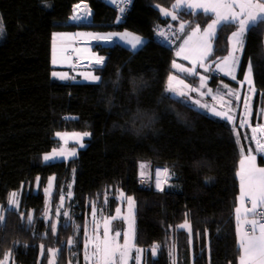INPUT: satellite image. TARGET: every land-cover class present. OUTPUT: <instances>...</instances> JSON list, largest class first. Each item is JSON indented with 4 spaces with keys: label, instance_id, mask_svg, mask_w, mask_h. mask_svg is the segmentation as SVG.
<instances>
[{
    "label": "trees",
    "instance_id": "16d2710c",
    "mask_svg": "<svg viewBox=\"0 0 264 264\" xmlns=\"http://www.w3.org/2000/svg\"><path fill=\"white\" fill-rule=\"evenodd\" d=\"M81 1L92 10L89 23L71 18L73 5ZM174 2L132 0L117 23L118 10L104 0H0L5 29L0 36V206H8L10 193L20 194L19 210L0 228V260L11 253L14 264H49L47 250L60 249L54 264H82L93 203L111 216L123 190L135 201L133 243L146 249L145 264H238L240 150L233 126L165 91L176 47L193 27L203 29L213 17L178 11L185 30L172 44L164 43L154 37L167 19L156 5L170 9ZM234 29L235 24L218 29L207 61L211 67L228 55ZM76 30H128L146 41L135 51L119 42L94 44L96 57H105L104 65L94 68L101 77L97 84L60 80L52 75L53 34ZM263 39L264 28L246 36L237 73L241 77L251 61L262 93ZM59 132L92 135L83 138L85 147L75 146L76 156L44 162L42 156L60 146ZM258 161L264 163L261 156ZM148 162L152 170L172 173L164 191L153 185L136 188L140 165ZM65 210L70 219L63 216ZM20 211L33 214L32 225L21 219ZM186 218L191 236L177 227ZM50 221L57 224L56 235ZM119 224L124 222L117 220ZM154 244L160 246L155 257Z\"/></svg>",
    "mask_w": 264,
    "mask_h": 264
},
{
    "label": "snow or ice",
    "instance_id": "6c2138e0",
    "mask_svg": "<svg viewBox=\"0 0 264 264\" xmlns=\"http://www.w3.org/2000/svg\"><path fill=\"white\" fill-rule=\"evenodd\" d=\"M132 2V0H119V4L117 5V0H111V3L117 5L119 7L120 15L117 16L116 22L119 23L123 14L127 11V6ZM77 9L81 6L78 4L75 6ZM159 9L160 13L164 16H170L172 20H177V10L181 8L190 9L193 14L196 13L197 10H201L205 15L211 13L214 15V19L211 20L210 23L207 24L206 27L201 31V26L196 25L192 29V33L189 35L188 39L185 40L184 44L181 45L180 51L177 52V55H180L181 52L185 50V46L189 44L193 37H196V45H195V58L192 60L191 68H184L181 65H178L173 61V67L180 69L189 75H199L197 72V68H203L205 72L213 71V68L207 65V61L210 59L213 53V40L217 35L218 29L224 24H235L237 25V30L233 31L231 36L229 37L230 51L228 56L223 58H218V61L215 64L216 69L225 73V75H230L232 79H235V66L240 61V53L244 48V41L246 36L250 32H258L261 28H264V0H175L172 3L171 8L161 7L159 4L156 5ZM91 15L88 13H81V15H73L72 19L80 20L82 18L86 19L87 16ZM185 23L181 22L177 31L183 32L185 30ZM171 28V25L168 26ZM4 25L2 18H0V36L4 34ZM61 34H53L54 43H53V60L52 63L56 64V45H55V37ZM157 35L164 37L166 40L169 39L168 33L164 30H158ZM118 38L123 41L126 45L130 46L132 50H136L144 45V40L140 36L133 35L131 33H119L113 32L108 33L106 35L100 36L96 35L93 39L98 42H112L113 38ZM184 59H189L187 55L184 56ZM105 63V57L97 56L94 61V64L97 67H102ZM53 77H59L60 79H67L66 73H52ZM119 75V74H118ZM253 65L252 62L249 61V66L245 72V81L249 85V88L252 91H255L253 87ZM85 79L90 83L97 84L101 82V77L92 73L85 75ZM177 77L173 75H169L168 82L165 91L171 92L177 97H185L187 93L177 87L173 86V81H177ZM208 77L200 76L201 87L204 86V81H206ZM178 83L183 87H189L185 84L183 80H179ZM226 87V86H225ZM191 91H195L196 89H190ZM229 96L237 95L231 91L225 93ZM237 98H239L237 96ZM251 97H245V109H249V101ZM199 104V101H196ZM231 108L229 105L228 111H215L213 114L221 117L222 119H226L231 122L234 117L230 114ZM243 126V124L241 125ZM261 133L264 134V126H257L253 128V133ZM56 135H61L57 133ZM79 138L80 147H85L83 143L84 137H90L92 134L90 132L76 133L74 134ZM255 138V137H254ZM257 151L260 153H264V144L260 143V140H256ZM57 156H64L63 152H59L56 154ZM71 156H76V151L70 153ZM55 157L51 155H44L43 159L45 161L54 159ZM67 159V157H65ZM247 166H245V161H241V171L237 173L240 177L241 184V198L247 197L248 201L251 203V207H245L244 213L245 218L243 222L240 219L241 209L237 207L235 212L237 213V233H238V247L241 251V255L239 257V264H264V167L256 166V156L249 155L247 158ZM144 167L143 165L141 166ZM75 171V170H74ZM164 175L170 176L172 173L168 169L163 170ZM157 177L161 175V170H157ZM141 176H144L145 173L141 171ZM39 180V177L37 178ZM207 182V181H206ZM165 183L167 181L165 180ZM156 187L159 191H164V187L161 182L157 180ZM71 189V185L68 186ZM48 192V189H45ZM19 193L12 192L9 194L8 206H0V228H4L6 226L7 220L10 215L15 214L19 210ZM72 195L71 191L68 192L67 198H70ZM123 196V193H121ZM66 197L61 195V202ZM129 212L135 208V201L132 197H127ZM59 207H57V214L59 213ZM97 209L95 204L92 205V215L95 221V217L97 215ZM119 212V210H118ZM64 217L71 218L70 213L65 211L62 213ZM19 215L22 220L26 219L29 225L33 224L34 216L31 212H23L20 211ZM188 214H186L187 217ZM251 215L253 218L248 219L247 217ZM45 218L47 219V213H45ZM118 216H113L110 218L104 219V230H103V238L97 236L95 239L94 249L91 253V258H94L97 261V264H117V253H119V264H125L127 259V254L130 248L129 245V233H123L124 236V245H121L116 240L117 237L122 235L121 232L115 231L114 236L111 233L114 231L112 227V221L118 219ZM127 219V218H125ZM50 230L53 235L57 234V224L55 222H49ZM245 226H249L248 230H244ZM180 229H187L191 236V224L186 218L183 224L177 226ZM258 233V234H257ZM132 239H135V230L132 229L131 232ZM196 235H200L197 233ZM204 235L207 236V230H205ZM74 240L69 238L68 244L72 245ZM86 248L88 247V241H86ZM43 249V245H41ZM160 246L152 245L151 254L153 257L158 255ZM49 254H51L54 258H56L61 252L60 249H48ZM146 250L137 248V264H141L143 259V254ZM171 255V253H170ZM11 259V253L6 254V260ZM6 260H0V264H6ZM85 260L89 261L90 257L86 252ZM49 264H54V260H50ZM173 264H176L175 260H173Z\"/></svg>",
    "mask_w": 264,
    "mask_h": 264
},
{
    "label": "crops",
    "instance_id": "0c3cea01",
    "mask_svg": "<svg viewBox=\"0 0 264 264\" xmlns=\"http://www.w3.org/2000/svg\"><path fill=\"white\" fill-rule=\"evenodd\" d=\"M107 4L117 8L119 4V0H117V5H114L111 3V0H104ZM80 5L81 7L78 8L80 9V12L76 14L75 12V6ZM186 9V8H181L177 10L178 11ZM190 10V9H186ZM201 11V10H197ZM90 12L91 15L87 16L86 19L82 18L80 20H74L72 19L75 23H89L92 18V10L88 6V4L84 1L78 2L73 5V11H72V16L73 15H81V13H88ZM202 12V11H201ZM211 14V13H209ZM213 19L215 18L213 14H211ZM166 23L165 25L168 27L171 25V28H168L169 33H171V42L169 44H172L174 42L175 37L180 33L177 31L179 24L181 23L180 21L177 20H172L170 16H166ZM194 28V27H193ZM192 28V29H193ZM192 29L186 34V36L181 40L179 45L176 47L175 50V63L178 65L183 66L184 68H191L192 67V60L195 58V45H196V37H193L192 40L189 42L188 45L185 46V50L181 52L180 55H177V52L180 51L181 45L184 44L185 40L188 39L189 35L192 33ZM203 29H201L202 31ZM237 30V25H235L234 31ZM113 32H119V33H131L133 35L139 36L131 31L128 30H123V31H108V32H98V31H92V30H76V31H67V32H57L55 34H61L57 35L55 37V45H56V59L57 63L53 64V43H54V38H52V44H51V63L53 66V72L57 73H66L67 74V79H60V80H69L72 82H89L88 80L85 79V75L94 73V68L97 67L94 64L96 57L95 52L93 51V46L94 44H101V45H112L115 42H119L123 44L124 46L128 47L131 49L130 46L126 45L123 41L119 40L118 38H113L112 42H98L97 40L93 39L94 36L96 35H106L108 33H113ZM232 34V33H231ZM175 36V37H174ZM231 36V35H230ZM142 37V36H140ZM144 40V43L146 41V38L142 37ZM264 41V39H263ZM132 50V49H131ZM137 50V49H136ZM135 51V50H132ZM229 51H230V44H229ZM241 53H238L241 59ZM229 54V52H228ZM187 55L189 59H184V56ZM228 56V55H226ZM239 63L235 66V79H232L230 75H225L224 72L216 69L215 65L213 67L210 66V64L207 63V65L211 68H213V71L211 72H205L203 68H197V72L199 75H189L183 71H180L178 68L173 67V72L170 73V75L176 76L178 79L177 81H173V86L177 87L178 89L183 90L184 92L187 93V96L185 97H178L179 99L189 103L193 107L205 111L208 114L222 119L219 116L214 115L213 113L215 111H228L229 110V105L231 108L230 114L234 117V119L229 122L226 119H222L224 121H227L233 126V131L234 135L240 150V160L238 163V171H241V161H245V166H247V157L249 155H254L256 156V166L257 167H264V163H259L258 158L259 156L262 157L264 160V153H260L257 151V145L253 139V128H256L258 125L259 126H264V93L259 91L257 87L255 86L253 75V87L255 91H252L249 88V85L245 81V72L249 66V60L246 61L244 70L242 72L241 77H238V69H239ZM96 75V74H95ZM211 75L214 76H222L224 78L229 79L230 81L224 80L222 78H216L215 80H212ZM200 76H206L208 79L204 81V86L201 87V80ZM169 77V76H168ZM179 80H183L186 85L189 87H183L178 83ZM168 82V81H167ZM167 86V85H166ZM226 86V87H225ZM166 89V88H165ZM190 89H196L195 91H191ZM233 92L236 93L237 95L234 96H229L226 95L225 93L227 92ZM169 95L175 96L171 92H167ZM237 96L239 98H237ZM245 97H251L249 101V109H245ZM196 101H199V104L196 103ZM243 124V126H241ZM73 136V134H72ZM74 137V136H73ZM80 147V146H79ZM53 150L50 152L46 153L47 155H53ZM48 161H56V159H51ZM239 179V191L237 194L236 198V208L239 207L241 209L240 212V219L241 222H243L245 218V213L244 209L245 207L250 208L251 203L248 201L247 197L241 198V184H240V177L237 175ZM169 179V177H168ZM153 186H154V181H153ZM235 208V209H236ZM115 214V212H114ZM113 215H107L105 218H110L113 217ZM237 213L235 212V219H236V234H237V241H238V233H237ZM102 216L100 218L95 217V224H93L92 228H90L89 233L85 234V239L83 240V252H82V264H97V261L94 258H91V253L94 249V244H95V239H96V234H95V228H103L104 230V219ZM248 219H252L253 217L249 215L247 217ZM103 220V221H101ZM117 220L122 219H116L112 221V227L114 231L111 233V235H114L115 231H119L122 233L120 237H118V242L121 245L123 241V233L125 231V225L121 227V225H115L117 223ZM123 221V220H122ZM121 222V221H120ZM124 222V221H123ZM249 226H245L244 230H248ZM102 230V231H103ZM258 234V233H257ZM98 236V233H97ZM86 241H88V247L86 248ZM134 245V243H133ZM141 247H136L130 246L128 254H127V259L125 261V264H137V252L136 249ZM146 250V249H145ZM87 254L90 257L89 261L85 260V255ZM146 253L147 251L144 252L143 254V259L141 261V264H145L146 260ZM241 255V251H240ZM239 255V257H240ZM239 257L237 260V263L239 264ZM117 259V264H119V253L116 256ZM6 260V258L4 259ZM6 264H14L10 260H6Z\"/></svg>",
    "mask_w": 264,
    "mask_h": 264
},
{
    "label": "rangeland",
    "instance_id": "374dc122",
    "mask_svg": "<svg viewBox=\"0 0 264 264\" xmlns=\"http://www.w3.org/2000/svg\"><path fill=\"white\" fill-rule=\"evenodd\" d=\"M168 28L169 27H167L166 30H168ZM59 133L61 135H59V136L56 135V136L58 138L60 146L58 148L53 149V152H52L53 155L52 156L55 157L56 161L57 160H66L65 157H67V159L74 157V156H71L70 153L73 151H76V148H75L76 145L80 146V143L78 142L79 141L78 137L75 135L76 138H74L72 136V134H74V133H67V132H59ZM59 152H63L64 156H57L56 154ZM44 155H46V153ZM44 155L42 156V158L44 157ZM43 161L45 162L44 159H43ZM142 165L144 166L143 168L141 167ZM149 170H152V168L151 169L149 168V162L147 164L141 163L140 171H143L145 174H147L150 172ZM157 170H161V175L159 177H157V174H156ZM163 170H164V168L157 167V168H154L151 172L152 185H153V181H154V188L156 190H158L156 187L157 180H159L161 182L164 189L166 187H168V185L170 183V181L168 179L169 176L166 177L163 173ZM165 180L167 181V183H165ZM52 183H53V177L51 178L50 183L48 184V188L50 186L52 187ZM121 193H123V196H121ZM129 196L132 197L131 195L126 194L123 190L118 191V193H117L118 204L116 206L114 216H118L119 217L118 219H122L124 221V225H125L124 233H126V232L129 233V245L134 246L131 232H132V229H135V217H134L135 208L132 210L131 213L129 212V205H128V201H127V197H129ZM105 205L106 204L104 203L103 207H105ZM96 209L98 210L97 211V217L98 218H100V216H102L103 218L107 217V214H106V211L104 210V208L102 209V208L96 207ZM118 210H119V212H118ZM87 218H88L87 219L88 225L86 227V233L88 235L90 228H92L93 224H95V221H94L93 215H92V210L89 211ZM125 218H127V219H125ZM101 221H103V220H101ZM102 230H103V228H101V229L95 228L96 237H97V233H98V236L103 238V231ZM116 239L118 240V237ZM123 245H124V236H123V241H122L121 247H123ZM51 260H54L53 256H52Z\"/></svg>",
    "mask_w": 264,
    "mask_h": 264
},
{
    "label": "built area",
    "instance_id": "2783aa9c",
    "mask_svg": "<svg viewBox=\"0 0 264 264\" xmlns=\"http://www.w3.org/2000/svg\"><path fill=\"white\" fill-rule=\"evenodd\" d=\"M131 3L127 6V11L129 9ZM116 9L118 10V15H120L119 7H117ZM126 12L123 14V16L126 14ZM166 29H167V26H164L162 28H156L154 31V37L157 38L158 40L164 42V43L169 44L171 42V33L166 31ZM158 30L166 31L168 33L169 39L166 40L164 37L157 35ZM253 139H254L255 143H256V140L259 139L260 143L264 144L263 134H261L259 132L253 134ZM149 168L151 169V163L150 162H149ZM149 171L150 172L145 174L144 176H138V178L136 180V188L137 189H150L152 187V175H151L152 170H149Z\"/></svg>",
    "mask_w": 264,
    "mask_h": 264
},
{
    "label": "bare ground",
    "instance_id": "6f19581e",
    "mask_svg": "<svg viewBox=\"0 0 264 264\" xmlns=\"http://www.w3.org/2000/svg\"><path fill=\"white\" fill-rule=\"evenodd\" d=\"M75 12H76V14H78V13L80 12V9H77V8L75 7Z\"/></svg>",
    "mask_w": 264,
    "mask_h": 264
},
{
    "label": "water",
    "instance_id": "95a60500",
    "mask_svg": "<svg viewBox=\"0 0 264 264\" xmlns=\"http://www.w3.org/2000/svg\"><path fill=\"white\" fill-rule=\"evenodd\" d=\"M263 138H264V134H263Z\"/></svg>",
    "mask_w": 264,
    "mask_h": 264
}]
</instances>
